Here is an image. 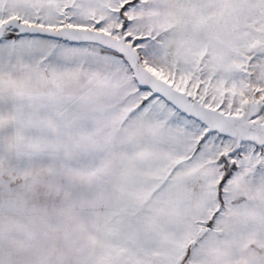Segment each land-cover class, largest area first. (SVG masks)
Returning <instances> with one entry per match:
<instances>
[{
	"label": "snow or ice",
	"instance_id": "1",
	"mask_svg": "<svg viewBox=\"0 0 264 264\" xmlns=\"http://www.w3.org/2000/svg\"><path fill=\"white\" fill-rule=\"evenodd\" d=\"M0 264H264V0H0Z\"/></svg>",
	"mask_w": 264,
	"mask_h": 264
}]
</instances>
